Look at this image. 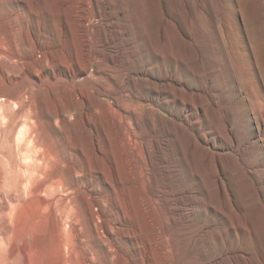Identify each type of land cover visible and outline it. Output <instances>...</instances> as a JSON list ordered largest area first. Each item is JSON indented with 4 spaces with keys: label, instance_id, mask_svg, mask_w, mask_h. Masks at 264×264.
<instances>
[{
    "label": "rangeland",
    "instance_id": "rangeland-1",
    "mask_svg": "<svg viewBox=\"0 0 264 264\" xmlns=\"http://www.w3.org/2000/svg\"><path fill=\"white\" fill-rule=\"evenodd\" d=\"M77 3L0 0V41L10 22L27 47L0 57L24 103L0 98V264H264V0H92L91 49ZM120 90L154 108L145 178L104 107Z\"/></svg>",
    "mask_w": 264,
    "mask_h": 264
},
{
    "label": "bare ground",
    "instance_id": "bare-ground-1",
    "mask_svg": "<svg viewBox=\"0 0 264 264\" xmlns=\"http://www.w3.org/2000/svg\"><path fill=\"white\" fill-rule=\"evenodd\" d=\"M2 2L6 3V0H2ZM91 3H92V0H78L77 14L75 13L78 16L80 22L82 23L81 27L84 28L83 33H82V38L84 40L85 46L90 49L92 47L91 45H89V41L91 39L92 34L89 29L91 28L92 23L97 24L98 22H100V20H104V14H103L102 9L98 11L99 15L87 16L86 10L89 5L91 7ZM11 32H12V24L8 22L7 23V33L4 35L7 38V43L0 41V57L3 56L10 62H13L16 57L22 60L23 52L26 51L27 47L23 44H18V42H15L13 39H11L10 37ZM93 64L97 65V69L99 72L107 73L105 75L108 76V78L110 77L107 67L101 64L100 57L93 58ZM85 73H87V71L78 72V74H85ZM1 74L3 75L6 81V83H3V85L7 84V86L10 87V85L14 83L11 77L16 75V73L12 70L4 68L1 70ZM88 77L89 75L87 76V79ZM108 84L109 85L106 84L107 86H100V84L99 85L96 84L95 87L93 86L91 88V89H94L93 95L95 96L97 101H99L102 104L105 101L104 99L101 98L102 95H108L109 97L113 95V92H112L113 85L111 83H108ZM115 95H116L115 97L116 107H114L113 104L112 106L108 108L104 105L103 106L106 108L107 113L112 116L114 127H115L114 130L116 131V134L121 136V140L124 142V145L126 146L127 168H128V175H129L128 177L130 179H135L136 177L145 175L143 177L145 178L146 176L150 174V171H152L151 170L152 168L160 164L159 160L157 159L158 151H156L151 145H148L147 147L145 145V138L152 136V134H153L154 141L155 140L162 141L161 138L158 137V135L156 136V128H155L154 119H153L154 116L152 113L154 108L151 106V104L141 106L139 104L129 101L130 94L129 95L126 94V92L123 90L116 91ZM1 97L4 99V103H3L4 106L10 107L13 103H18L19 105H21L20 107L22 108L24 105L23 99H22V92L18 93L17 95H12L11 92L7 88L5 90L0 89V98ZM106 102L109 104V100ZM141 111L144 112V116L141 115L142 114ZM14 123L12 124V128L14 126ZM207 139H208V136L204 135L203 140L206 141ZM140 145H141V148H140L141 153L139 154L137 152V149ZM217 181L219 184H224V180L220 173L217 176ZM151 195H148L144 199L146 209L154 210L155 208H159V207L162 209L158 198H154ZM172 210L173 208L171 206H167V209L164 212L166 222L172 219H176L174 213L173 212L171 213ZM155 230L158 234V237L163 239L164 241L163 244H161L162 255L167 260L171 259V257H173L174 254H177V253H175L173 246L169 244L170 242L168 238L166 237V235L165 237L169 243L165 241V238L161 232V230L163 229L159 227H155Z\"/></svg>",
    "mask_w": 264,
    "mask_h": 264
}]
</instances>
